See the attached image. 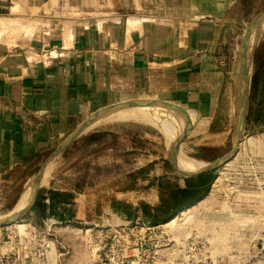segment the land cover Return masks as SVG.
Masks as SVG:
<instances>
[{
	"label": "crops",
	"instance_id": "crops-1",
	"mask_svg": "<svg viewBox=\"0 0 264 264\" xmlns=\"http://www.w3.org/2000/svg\"><path fill=\"white\" fill-rule=\"evenodd\" d=\"M263 3L0 0L1 174L30 163L39 153L55 154L69 132L115 105H145L127 108L147 110L188 138L218 135L238 67L239 32ZM62 9L69 11L65 18ZM246 66L247 60L241 73L244 87ZM170 104L178 114L167 109ZM154 107L163 108L154 112ZM131 112L108 115L94 125L125 117L153 123ZM211 163L191 174L178 165L182 174L176 178L156 170L155 177L153 172L149 176L156 181L148 191H127L125 176L114 202L108 189L102 196L101 216L112 210L128 224H165L210 192L219 167L208 169ZM45 213L46 219L62 222L61 216L49 215V207ZM30 218L37 226L45 220L33 213Z\"/></svg>",
	"mask_w": 264,
	"mask_h": 264
},
{
	"label": "rangeland",
	"instance_id": "rangeland-1",
	"mask_svg": "<svg viewBox=\"0 0 264 264\" xmlns=\"http://www.w3.org/2000/svg\"><path fill=\"white\" fill-rule=\"evenodd\" d=\"M61 11L65 18L69 11ZM263 21L264 3L239 32L235 46L238 67L224 117L217 123L218 135L191 133L188 138L176 134L173 125L163 118H159L163 130L154 122L135 117L94 125L115 110L147 106L132 103L103 108L79 125L77 129L91 122L66 144L45 173L42 168L51 161V152L39 153L30 163L0 172V222L23 211L14 223L0 227V245L10 240V226L20 224L17 226L22 228V224L31 223L32 213L33 217L45 218L49 207V215L62 217L53 232L65 246L60 249L58 264H264V27L262 34H255ZM244 44L245 60H249V95L238 114L237 78L242 76L240 53ZM168 106L172 113H179L172 104ZM77 129L69 132L64 142ZM176 141H180L178 145ZM235 150V157L218 167L210 192L165 224H128L112 210L101 216L107 189L112 201L118 198L125 187L120 183L125 176L127 191H148L156 181L149 180L152 172L166 171L172 178L182 174L178 170L179 154L202 168ZM139 165L141 168L132 170ZM145 179L147 183H140ZM28 190L30 195L14 212ZM38 200L44 202L38 204ZM85 220L93 224L83 226ZM171 221L174 223L168 224ZM87 227H93L88 236L82 229Z\"/></svg>",
	"mask_w": 264,
	"mask_h": 264
},
{
	"label": "built area",
	"instance_id": "built-area-1",
	"mask_svg": "<svg viewBox=\"0 0 264 264\" xmlns=\"http://www.w3.org/2000/svg\"><path fill=\"white\" fill-rule=\"evenodd\" d=\"M58 221L47 219L43 227L24 223L10 226L9 241L0 245V264H58L65 248L54 235ZM55 225V226H54ZM88 236L93 227L82 228ZM80 229V230H82ZM53 236V237H52ZM1 243V242H0Z\"/></svg>",
	"mask_w": 264,
	"mask_h": 264
},
{
	"label": "water",
	"instance_id": "water-1",
	"mask_svg": "<svg viewBox=\"0 0 264 264\" xmlns=\"http://www.w3.org/2000/svg\"><path fill=\"white\" fill-rule=\"evenodd\" d=\"M245 56H246V47H245V44H244V47H243V50L240 54V63H241V67H240V70H239V73H243V70H244V62L246 61L245 60ZM240 73V74H241ZM237 82H238V101H237V108H236V112L239 114V109L241 108V106L243 107L244 105H246V101L248 100V95H249V85H248V89L245 90V87L243 85V82H242V78H241V75L237 78ZM129 104H132V103H129ZM91 122L85 124L84 126H82L81 128L77 129V131L73 134V136H71L70 139L66 140L59 148H58V151L52 155V157L50 158L51 161H53L57 156H59L67 143H69L71 140H73L75 138V136H77L78 134H80L82 131H85L86 129L84 128H87V126H89ZM239 135H240V131H239V128L236 130V137H235V144L237 145V142H238V138H239ZM177 142V145L179 144L180 141H176ZM236 147V146H235ZM237 151L235 150V152H233L229 157L225 158V159H222V160H218V161H215L214 163H211L210 165H208V169H212V168H215L217 166H220L221 164L223 163H227L230 159H233L236 155ZM49 161V162H51ZM49 162L47 164H45L42 168V172H46V169L49 165ZM183 173L185 174H191V172H187V171H182ZM19 213H23V211H19L16 215H14L13 217L7 219V220H3L0 222V227L2 226H6V225H9L11 223H14L16 220H17V216L19 215Z\"/></svg>",
	"mask_w": 264,
	"mask_h": 264
},
{
	"label": "bare ground",
	"instance_id": "bare-ground-1",
	"mask_svg": "<svg viewBox=\"0 0 264 264\" xmlns=\"http://www.w3.org/2000/svg\"><path fill=\"white\" fill-rule=\"evenodd\" d=\"M263 27H264V22L261 24V26H260V28L256 31V35L258 36L259 35V33L261 32L260 30L261 29H263ZM261 34H262V32H261ZM256 36V37H257ZM255 40H256V38H255ZM255 40H254V42H255ZM249 66V60H247V66L246 67H248ZM247 72H248V70H247ZM248 76L249 75H247V81H248ZM241 78H242V82L244 83V80H245V74H242V76H241ZM247 84H248V82H247ZM247 89H248V85H247V87H246ZM131 111H137V112H139L140 114H143V115H145V116H147L152 122H154L155 124H156V126H158L160 129H162L163 130V125H162V120L161 119H159V117H157L156 115H154V114H151L149 111H147V110H144V109H139V108H123V109H119V110H115V111H113L112 113H108V115H111V114H128L129 112H131ZM131 114H133V112H131ZM108 115H106L105 117H103V118H100V119H98L95 123H97V122H99V121H101L102 119H106V117L108 116ZM94 123V124H95ZM93 125V124H92ZM168 133H170L169 131H167ZM231 160V159H230ZM229 160V161H230ZM177 162H178V165H179V168H181L183 171H187V172H194V171H197V170H199L200 168L199 167H201L200 166V164H195V163H193V161H191L190 159H187V158H185V156L184 155H182V154H179V155H177ZM54 162H50L49 163V165H48V167H47V169L48 168H50V166L53 164ZM198 168V169H197ZM46 169V170H47ZM30 195V192H29V190L24 194V196L21 198V200H20V202H19V204L17 205V207H16V210L14 211V212H17L20 208H21V206L23 205V203L25 202V200L27 199V197ZM171 223H174V221H171L170 223H168V224H171Z\"/></svg>",
	"mask_w": 264,
	"mask_h": 264
},
{
	"label": "trees",
	"instance_id": "trees-1",
	"mask_svg": "<svg viewBox=\"0 0 264 264\" xmlns=\"http://www.w3.org/2000/svg\"><path fill=\"white\" fill-rule=\"evenodd\" d=\"M131 175V174H130ZM186 192V191H185ZM185 192H183L182 190L181 191H178V193H181V194H185ZM179 195V194H178ZM185 196H186V194H185Z\"/></svg>",
	"mask_w": 264,
	"mask_h": 264
}]
</instances>
